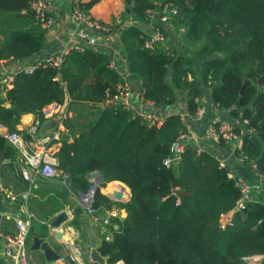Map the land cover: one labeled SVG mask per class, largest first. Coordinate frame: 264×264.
<instances>
[{"label": "trees", "instance_id": "1", "mask_svg": "<svg viewBox=\"0 0 264 264\" xmlns=\"http://www.w3.org/2000/svg\"><path fill=\"white\" fill-rule=\"evenodd\" d=\"M130 1L141 21H147L148 10L172 4L177 9L174 26L184 30L186 45L180 51L147 50L146 31L133 25L121 32L128 71L140 80L142 102L172 106L182 97L193 116L200 98L209 96L230 118L246 121L245 132L239 124L233 126L241 138L235 153L254 162L256 173L264 177V0ZM95 3L78 6L89 15ZM19 14L33 19L27 0H0V60L28 59L44 43L45 32L38 25L18 27ZM155 30L168 31L165 26ZM121 83L103 53L71 51L58 69L40 67L15 77L5 93L8 107L0 105V123L15 131L23 115L41 118L47 105L71 101L78 115L66 121L73 133L63 136L57 153L71 188L85 194L87 175L99 172L102 182L92 203L96 211L113 205L100 192L107 183L120 182L130 191L129 201L114 203L126 217L112 220L117 230L109 242L102 241L107 264H248L244 258L264 257V203H246L234 214L232 227L219 228V216L240 197L229 170L194 146L179 153L177 165L166 167L172 146L186 132L180 114L149 126L122 105L107 104ZM84 106L96 110L92 121L81 118ZM0 152L6 159L14 156L1 138Z\"/></svg>", "mask_w": 264, "mask_h": 264}, {"label": "crops", "instance_id": "2", "mask_svg": "<svg viewBox=\"0 0 264 264\" xmlns=\"http://www.w3.org/2000/svg\"><path fill=\"white\" fill-rule=\"evenodd\" d=\"M70 1L47 0L50 12L56 18V24L52 29L44 33V43L40 51L28 59L0 60V78L2 71H15L23 64L43 62L49 57L57 58L61 56L64 47L68 43L66 34L72 27ZM77 1L88 3L93 0ZM131 7L132 3L130 0H96V3L89 9V16L94 21L108 27L110 31L104 35L96 34L94 38L95 44L90 49L103 53L110 59L112 67L120 75L121 80L130 87L133 98V109L138 112L139 110H144L145 106L140 99L142 92L141 84L138 77L128 71V63L120 41V34L124 29L133 25L149 33L154 23L148 20H139L131 11ZM36 25L34 18L31 19L19 14L18 27L20 29L30 30ZM168 37L169 41H166L160 48L163 51L171 46L177 48V46L183 43L184 32L182 29L175 28L168 34ZM1 41H4L3 34H0ZM5 93L6 91L3 89L2 84H0V105L8 107ZM199 102V109H203L201 117L196 116V114L191 116L188 113L182 97H179L178 101L172 106H156L148 103L149 105L145 110H149V112L153 111L162 119L171 114H180L186 130L193 135L186 141V146H194L199 151L211 153L218 161L224 162L225 168L230 173L235 177L243 178L253 187L250 196L251 202L264 203V177L256 173L255 163L242 158L240 154H236L235 146L221 144L218 140L212 138H205L207 128L212 120H220L231 124H236L239 120L230 118L227 110L217 109L212 104L209 96L203 95ZM67 110L69 112L68 120L78 115L76 110H72V107L67 108ZM80 116L81 118H85L83 114ZM42 119V115L41 118L32 114L23 115L19 120L16 131H26L35 120ZM47 123H42L40 127V131L44 134H48L54 128L43 130V127ZM239 125L243 132L247 130L243 123H239ZM72 133L65 124L64 130L60 133L61 140L64 135L69 136ZM7 145L13 150L14 156L12 160L6 159L2 157L0 152V186L4 190L0 194V203L4 210L0 212V264H12L5 257V238L14 236L17 233L16 218L24 219L28 226V236L25 243L26 261L28 264H46L43 253L34 245L35 238L40 242L47 243L50 248L57 252L58 257L65 258L68 256V252H72V255H75L76 262L80 264H98L92 258L93 251L90 247L89 234H92L96 239V253L104 257L100 252V248L104 237L110 234V230L109 228L102 227L99 223H95L86 214L84 194L73 190L70 182L64 186L56 180H37L35 187H31L19 174L16 151L9 144ZM175 165H177V162L172 164V166ZM87 180L90 183L88 178ZM113 185L122 187V183L119 184V182L113 181L107 183L104 188H101L100 192L113 202L110 208L116 209L120 214V220H123L126 217L125 211L114 203L124 204L126 202L115 201L112 194L118 191L123 196L128 197L130 191L125 185H123L124 188H121V191L118 186L116 187L119 190H113ZM62 186L65 192L60 190ZM103 210L97 211L99 216L104 215ZM61 212H66L68 216L67 221L62 223L58 228H50L51 220ZM27 214L32 215V218L27 219ZM59 264L76 263L68 258Z\"/></svg>", "mask_w": 264, "mask_h": 264}, {"label": "built area", "instance_id": "3", "mask_svg": "<svg viewBox=\"0 0 264 264\" xmlns=\"http://www.w3.org/2000/svg\"><path fill=\"white\" fill-rule=\"evenodd\" d=\"M77 0L70 1V19L72 22L71 29L67 32L68 43L64 47L61 56L54 58L49 57L43 62L23 64L15 71H2L0 84L6 91L13 86L15 77L18 74H31L34 70L42 68L58 69L62 64L64 57L71 51H81L90 49L95 44V35H104L110 29L102 24L94 21L90 16L82 12L78 6ZM28 10L31 12L36 24L47 32L56 24V18L50 12L47 0H27ZM177 15V9L172 4H164L159 9L148 10L146 17L148 21L153 22L151 31L147 33V39L144 42V48L147 50H161L163 44L169 41L168 34L174 29V19ZM167 27V33H161L155 30V27ZM184 32V30H182ZM173 48V46L168 49ZM111 64V62H110ZM112 66V65H111ZM264 89V86H263ZM141 99V98H140ZM142 102V99H141ZM143 103V102H142ZM107 104H120L124 109L132 112L135 116L143 117L149 126H160L162 118L157 116L153 111L145 110L152 103H143L144 110L138 112L133 109V98L130 87L122 81L117 87L116 93L107 101ZM153 105V104H152ZM71 107V101L66 99L63 104L51 103L41 110L42 120H35L26 131H12L4 124L0 123V138L9 144L15 151L17 162L19 163V174L31 187H35L37 180L52 181L56 180L60 184L66 186L70 182L68 174L63 173L59 169L57 153L60 146V133L64 130L65 122L68 120L69 112L67 108ZM196 116H202L203 109L200 108L195 113ZM55 122L54 128L48 134L40 131L41 124L46 122ZM240 123L241 120H240ZM246 125V121H243ZM234 123L222 122L220 120H212L207 128L205 138L223 141L224 144L235 146L236 151L240 150L241 138L234 132ZM193 135L186 130L181 134L174 145L172 146V158H167L164 161L166 167L171 166L178 161L179 153L186 147L188 141ZM220 167L225 168V163L219 161ZM262 177V176H261ZM228 178L233 179L235 186L239 189L240 197L236 201L234 207L229 212L222 214L218 218V226L221 229H227L233 226V218L236 212H241L245 209V205L251 202L250 196L253 187L243 178L235 177L232 173L228 174ZM90 180V179H89ZM92 186L84 194V206L86 214L95 222L99 223L104 228H109L110 234L104 237V240L109 242L111 234L117 230V225L112 220H120V214L116 209L108 208L103 210V216H99L97 211L93 209V196L99 185H96L95 180H90ZM4 190L0 186V194ZM27 219H31L32 215L27 214ZM17 233L14 236L5 238V257L12 264H28L25 254V243L28 236V226L24 219L16 218ZM69 253V254H68ZM67 257H58V263L64 262L65 259H70L76 264L75 255L68 252ZM264 259L263 256H251L244 258L248 264H259ZM119 264V263H117Z\"/></svg>", "mask_w": 264, "mask_h": 264}, {"label": "water", "instance_id": "4", "mask_svg": "<svg viewBox=\"0 0 264 264\" xmlns=\"http://www.w3.org/2000/svg\"><path fill=\"white\" fill-rule=\"evenodd\" d=\"M247 86V83H245L242 87L241 93L244 90V88ZM237 124L240 123V120L236 122ZM55 126V122L49 121L44 127L43 130L45 129H50ZM87 178L90 180H95L96 185H99L102 182V177L99 172H93L89 175H87ZM119 184H121L119 182ZM122 189L124 188L122 184ZM60 190L65 192L64 187H60ZM112 197L115 201H124L127 202L129 201L130 195L128 197L123 196L122 193L115 191L112 194ZM3 208L1 207L0 203V212H3ZM68 219V216L66 212H61L58 214L53 220L50 222V228H58L62 223L66 222ZM89 242H90V247L92 248L93 254L92 258L94 261H96L98 264H106L108 257L107 256H100L99 254L96 253V239L92 234H89ZM34 245L36 248L40 249L41 252L44 255L45 262L46 264H59L58 261V254L55 250L49 247V245L45 242H40L38 239H34Z\"/></svg>", "mask_w": 264, "mask_h": 264}, {"label": "rangeland", "instance_id": "5", "mask_svg": "<svg viewBox=\"0 0 264 264\" xmlns=\"http://www.w3.org/2000/svg\"><path fill=\"white\" fill-rule=\"evenodd\" d=\"M178 37H179V36H178ZM180 45H183L184 47L186 46L184 42L181 43ZM180 45L177 46V48H179L180 50H184V48H183V49L180 48ZM179 49H178V50H179ZM180 50H179V51H180ZM185 51H188V48H187V50H185ZM185 51H184V52H185ZM180 99H181V98H180ZM80 112L85 116L86 119H88L87 121H92V120L94 119V117H95V114H96V110H94V108H92V107H88V106H86V107L84 106ZM90 186H92V184H90ZM113 186H114V185H113ZM116 186H118V185H116ZM118 187H119V189L121 190L120 186H118Z\"/></svg>", "mask_w": 264, "mask_h": 264}, {"label": "bare ground", "instance_id": "6", "mask_svg": "<svg viewBox=\"0 0 264 264\" xmlns=\"http://www.w3.org/2000/svg\"><path fill=\"white\" fill-rule=\"evenodd\" d=\"M114 187V189L113 190H119L116 186H113ZM121 191V190H120Z\"/></svg>", "mask_w": 264, "mask_h": 264}]
</instances>
